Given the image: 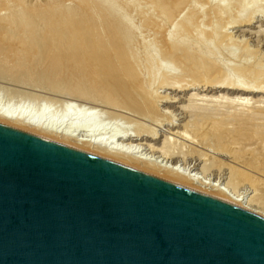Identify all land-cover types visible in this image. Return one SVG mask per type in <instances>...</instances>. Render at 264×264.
<instances>
[{
    "label": "bare ground",
    "instance_id": "6f19581e",
    "mask_svg": "<svg viewBox=\"0 0 264 264\" xmlns=\"http://www.w3.org/2000/svg\"><path fill=\"white\" fill-rule=\"evenodd\" d=\"M149 2L158 3L154 4L158 8L156 11L163 14L168 25L151 16L143 18L141 25L151 32L162 61L171 62L178 68L177 72L168 71L156 62L155 69L150 70L151 65H147V73H151L147 79L137 71L134 54L127 50L129 38L135 35V31L107 0H73L72 3L70 0H0V71L8 61H13L11 75L18 78L24 72L20 64L27 62L35 65L28 72L30 76L37 75L34 83L43 85L51 74L49 70H61L56 87L71 84L80 93L81 100L91 94L96 102L110 104L114 101L128 112L138 108L136 113L142 118L150 116L152 118L147 119L152 120L157 117V121L164 114L158 109V104L170 100L167 96L166 100L158 98L159 95L155 97V90L161 87L173 92L201 86L243 95L264 94V69L260 63L261 67L257 64L259 68L253 63L245 64L246 59L242 65L240 62L233 66L229 63L226 65L229 69H224L211 46L203 44L212 42L223 49L230 44L240 47L241 43L234 42L228 30L250 25L255 11L248 12L244 18L238 15L242 12L240 8L245 7L243 0H225V3L220 0ZM194 3L204 6L203 10L200 11ZM183 36L193 39L186 42ZM229 51L231 55L232 51ZM249 52L252 51L245 47L242 53L246 56ZM246 78H249L248 82L244 81ZM154 82L155 85L150 87ZM192 99L182 109L186 114L194 113L193 123H188L192 125L190 131L183 126L185 131L171 134L174 139L188 142L191 148L203 151L194 150L188 155L177 152L174 146L173 149L170 146V141L173 143L174 140L169 138H165L160 149L153 147L151 151L161 154L163 159L178 161L185 158L203 164L200 177L144 161L131 151H123L124 145L117 147L127 141H156V133L150 132L152 129L144 131L141 128L143 132L138 130L139 133L136 129L134 137L124 134L118 140L115 136L84 139L75 134L80 130L79 121L71 127L73 131H60L53 128L54 121H51L55 117L46 110L29 118L24 116L25 112L0 110V124L193 190L264 218V102L260 100L251 104L247 98H235L226 106L232 113H219L220 107L208 106L206 101L194 103ZM226 155L231 163L215 157ZM209 170L227 172L225 175L228 177L223 179V183L226 180L227 183H222L223 186L213 184L210 178L205 177ZM240 185L247 186L250 194H237L236 188L240 189Z\"/></svg>",
    "mask_w": 264,
    "mask_h": 264
},
{
    "label": "water",
    "instance_id": "95a60500",
    "mask_svg": "<svg viewBox=\"0 0 264 264\" xmlns=\"http://www.w3.org/2000/svg\"><path fill=\"white\" fill-rule=\"evenodd\" d=\"M0 264H264V218L0 124Z\"/></svg>",
    "mask_w": 264,
    "mask_h": 264
},
{
    "label": "rangeland",
    "instance_id": "374dc122",
    "mask_svg": "<svg viewBox=\"0 0 264 264\" xmlns=\"http://www.w3.org/2000/svg\"><path fill=\"white\" fill-rule=\"evenodd\" d=\"M72 1L73 0H70V3H72ZM107 1L114 8H116L117 13L124 16L128 27L133 28V30L135 31V35L129 38V41L127 43V50L129 53L134 54V65L137 71L145 79H147L146 77H151V73L150 72L147 73L148 70L147 65L148 64L151 65L150 70H152L155 69L156 63H158L165 69H168V71L177 72L178 68L175 67L171 62H168L166 60L162 61V59L159 56L158 47L156 46V43L153 40V36L151 35V32H149L144 26L141 25L142 23L141 21L146 16H151L158 20L160 19L161 22H163L164 24L167 23L168 25L167 19L163 16V14H160L156 11L158 8H156L154 4H156L157 2L148 3V0H107ZM220 1L225 3V0H220ZM243 1L245 7L240 8V11L242 12L241 13L239 12L238 15L244 18L246 17L248 12L255 11L254 12L255 15L252 17L253 21L251 20L250 25L234 27L228 30V32H230L233 38L236 40L235 41L233 39L234 42L238 41L241 43L240 47L235 45L233 46L232 44H230L223 46L224 47L223 49L222 46L217 48L216 46H214L212 42H205L203 44L208 43L206 45L211 46V49L216 53L217 57L220 59L218 61L219 64L224 69H229L227 68L229 66H226L229 63H230L229 65L232 64L233 66L234 64L240 62V65H242L245 63L246 59H247V63L245 64L253 63V65L255 66H257V64L258 65L261 64L262 65L261 69H264L263 66L264 65V35H263L264 34V0H243ZM194 4H196L195 7L196 6L200 7L199 8L200 11L203 10L204 6L201 7L199 6L198 3H194ZM246 7L248 9L251 8L252 10L251 9L248 10ZM243 9L244 10L247 9L245 10L246 12L245 14ZM182 16L184 17L185 13H183ZM171 26L174 27V24H171ZM202 26L203 25L200 23V27ZM183 37H184L183 38L184 41L186 42H191L193 39L188 36H183ZM245 47L252 51L249 52L248 53L249 55L246 56L242 53ZM225 50H227L228 52ZM229 50H231L233 54L231 52L230 55ZM141 60L142 62H140ZM12 62L13 61H8V65H5L4 68H2V70L0 71V110L16 111L17 113H21V114L25 112L24 116L28 118L46 110L49 111V113H51L55 117L51 121V122L54 121L53 128L55 127L60 131H64V132H71L74 130L71 127L75 125L74 124L75 122L79 121L80 130L75 132V134L77 136H80V138H84V139L89 138L92 140L99 138L108 139L113 136H115L118 140L120 137L124 136V134L125 136L127 134L130 135V137H134L135 135L133 134H136L138 130H140L141 132L142 129L144 131L145 130L149 131L152 129L150 132L156 133V139H157L156 141L146 140V139L135 142L127 141L120 144V146L117 145V147L121 148L124 145L121 149L123 151L128 150L127 152L131 151L132 154L137 158L143 159L144 161L147 160L148 162L151 161L152 163H157L160 166L163 165V167L166 166L167 168H173L183 173L188 172L191 175H196L198 177L202 176L201 166L203 164H199V162H195L193 160L192 161L188 159L186 160L185 158L178 161L163 159L164 157H162L161 154H155L151 151V148L153 147L154 149L155 148L160 149L161 143L162 142L164 143V141L167 138H169L170 140H174L173 143L172 141H170V146L172 145L171 147L172 149L174 146L175 151L177 152H182L184 154L186 153L188 155L194 150L203 151L201 148L193 149L191 148L188 142L185 143V141L183 142L182 140H178L176 138L174 139V137L172 136V134H174L173 133L174 131L175 133H178V131L179 132L185 131V128L186 130L191 129L192 125L189 126L188 123L189 124L193 123L192 121L194 119L193 117L194 113H192L191 115L189 113L186 114L185 112H182V109H184L189 105V101L191 100V98H193L192 100L195 101L194 103L201 104L206 101L205 104L208 106L220 107L221 110L218 109L219 113L221 112L232 113L233 111L231 109L226 108V106L229 101H233L235 100V98H240V99L247 98L251 104H255V102L260 100L264 102V94L243 95L239 93H233L231 91L228 92L227 90H222V89L207 88V87L202 88L201 86L195 88H188V90L184 92H173L169 89L161 87L155 90L156 92V93L154 92L155 97L159 95L158 98L160 97L162 98V100H164L165 97L167 96L166 98H169L170 100L168 101V103L163 102L158 104L159 106V107L157 106L158 109H160V112L164 114L163 117L162 116L160 117L162 121L160 120V118H158L157 121L156 119L157 117H154L155 119L152 120L147 119V118H152L150 116L145 118L143 116L142 118L141 115L136 113V111L139 110L138 108H133L128 112L127 110L121 108L123 107L121 104L116 103L114 101H111L110 104H106L105 102H103L104 104L100 102H96L94 99H92V97L94 96H92L91 94L90 95L92 97L88 94V97H85L86 98L85 100H81L80 96L78 95L80 93H77V90H75V88L71 86V84L70 85L65 84L62 87L57 85L58 87L57 88L56 84L58 83L57 81H59V79L61 78V74H62L61 70H49L48 73L51 74L45 79L46 83H44L43 85H37L36 83H34L36 81L37 75L30 76L28 74L29 70L34 69L35 65L28 64L27 62H23L20 64L19 67L23 66L22 71L24 72L18 78L13 77L11 75V68H13ZM234 77L236 76H233V79H237V77L236 78ZM238 79L240 80V78ZM248 79L249 78H246V80L244 81L248 82L249 81ZM154 85L155 82L150 87H153ZM71 87L73 89H70ZM206 89L208 90L206 91ZM71 91L73 92L76 91L75 93L77 94H74ZM63 112H66V114L62 115ZM87 114H92V115L87 117L86 116ZM154 122L157 123L155 124ZM186 125H188L189 127H187ZM183 126H185V128ZM137 133H139V131ZM129 146L131 147L128 148ZM215 157L221 160L222 162L231 163V159L227 155L220 157L215 156ZM209 172L211 173L210 176H209L210 174ZM226 173L227 172H217V171L215 173L209 170L207 171L205 177L210 178L209 180L213 184L222 185L223 179L228 177L225 175ZM224 182L227 183V180ZM225 183L223 184L225 185ZM241 188H240L241 190L236 188V190H238L236 191L237 194L246 193L245 195H247L250 192L247 189V186L244 187L243 185ZM244 188H246V190Z\"/></svg>",
    "mask_w": 264,
    "mask_h": 264
}]
</instances>
